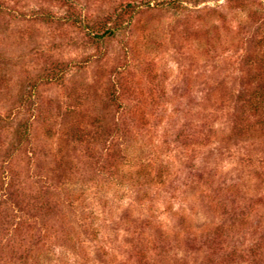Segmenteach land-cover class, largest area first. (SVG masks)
Instances as JSON below:
<instances>
[{
  "label": "rangeland",
  "instance_id": "1",
  "mask_svg": "<svg viewBox=\"0 0 264 264\" xmlns=\"http://www.w3.org/2000/svg\"><path fill=\"white\" fill-rule=\"evenodd\" d=\"M145 1L0 0V264H264V0Z\"/></svg>",
  "mask_w": 264,
  "mask_h": 264
},
{
  "label": "trees",
  "instance_id": "2",
  "mask_svg": "<svg viewBox=\"0 0 264 264\" xmlns=\"http://www.w3.org/2000/svg\"><path fill=\"white\" fill-rule=\"evenodd\" d=\"M152 0H146L145 1V3H147V5H149V3L151 2ZM160 2H163V3H165L166 5H176L177 3H178V0H160ZM178 5V4H177ZM139 5H133V4H131V3H127L126 5H125V11H126V13L127 12H130V15H132V14H134L135 12H136V9H137V7H138ZM122 14V13H121ZM121 14H120V16H121ZM117 28H119V27H117L116 26V28H111V29H107V31H108V33L109 34H114V32L117 30ZM251 104L253 105V102L251 101ZM254 108L255 109H257V106L256 105H254ZM21 201V203L22 202H24V199H21L20 200ZM27 203V202H26Z\"/></svg>",
  "mask_w": 264,
  "mask_h": 264
}]
</instances>
